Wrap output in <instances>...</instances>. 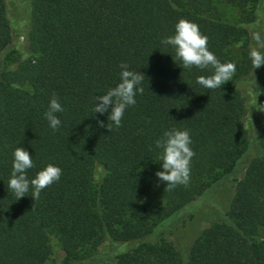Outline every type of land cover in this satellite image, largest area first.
I'll return each instance as SVG.
<instances>
[{
  "label": "trees",
  "instance_id": "16d2710c",
  "mask_svg": "<svg viewBox=\"0 0 264 264\" xmlns=\"http://www.w3.org/2000/svg\"><path fill=\"white\" fill-rule=\"evenodd\" d=\"M224 1L236 22L214 0H0V264H45L53 239L63 264H264V65L249 57L264 0ZM11 6L27 13L26 32ZM182 18L236 65L231 81L204 88L197 77L214 69H184L161 43ZM121 63L145 75L144 92L109 131L97 120L111 123V109L93 113V97L120 82ZM54 93L56 131L44 116ZM174 128L190 132L195 155L188 185L167 190L156 141ZM20 146L30 180L49 163L62 169L37 200L7 187Z\"/></svg>",
  "mask_w": 264,
  "mask_h": 264
},
{
  "label": "clouds",
  "instance_id": "9594fccd",
  "mask_svg": "<svg viewBox=\"0 0 264 264\" xmlns=\"http://www.w3.org/2000/svg\"><path fill=\"white\" fill-rule=\"evenodd\" d=\"M251 38L256 46L250 47L249 57L253 69H258L264 65V38L259 32H252ZM162 44L170 45L174 48L176 57L182 62L184 69L197 67L206 69L211 66L214 71L210 76H198L197 83L207 89H217L226 82L231 81L236 72V65L233 62L221 63L216 55L208 48V37L203 35L199 26L187 19H180L175 25V34L168 36L161 41ZM120 82L110 88L106 94L93 97V113L104 114L109 112L108 123L97 120L99 127H107L111 131L114 124L117 128L121 126V121L126 109L136 104L137 93L143 94L142 82L145 75L140 71L129 70L127 63H121ZM254 75V72H253ZM64 109L59 102V98L54 93L50 99L48 109L44 113L49 126L56 131L61 126V120L56 115ZM192 140L188 130L171 129L163 133V137L156 141V147L162 149L160 160L162 161V171H157L156 176L160 181L166 182L167 190L175 188L177 185L187 186L190 181V165L194 151L191 148ZM35 165L29 152L23 147L15 148L13 152V162L11 176L8 181V189L11 190L17 199L24 197L25 193L32 189V198L39 199L43 189L58 182L62 169L51 163L38 171L34 178H28L27 171Z\"/></svg>",
  "mask_w": 264,
  "mask_h": 264
},
{
  "label": "rangeland",
  "instance_id": "374dc122",
  "mask_svg": "<svg viewBox=\"0 0 264 264\" xmlns=\"http://www.w3.org/2000/svg\"><path fill=\"white\" fill-rule=\"evenodd\" d=\"M215 2V6H216V10L219 13V15L221 16V18L224 21L230 22V23H234L238 20V17L240 15L239 9L230 4L227 3L224 0H214ZM9 5H11V3H9ZM9 16L12 20V24L14 26V30L15 32H26V30L28 29V25H27V13L24 11H17L14 7L12 8L9 7ZM251 33L252 32H259L261 34V37L264 38V21L262 18H260V21H258L257 24H255L252 29L250 30ZM23 39L20 37L19 41H22ZM251 46H256L255 45V41L251 40V44L249 45ZM234 51L236 53V55L239 54L240 52V44H237L234 47ZM249 52H250V48H249ZM248 82L244 83L243 85L241 84V90L246 94L247 98L249 99V101L252 99V95H253V90H252V83H253V79H248ZM243 173V172H242ZM241 177V175H238L236 178L239 179ZM177 225L175 226L174 230L175 231H180L181 230V226L180 224L178 225V222L176 223ZM174 239L173 236H168L167 235V240H172ZM256 240L262 244H264V229H260L259 233L256 236ZM185 240L182 241V245L183 247L185 246ZM52 249H53V254L48 258V260L46 261L45 264H63V259H64V253L62 252L60 245L58 243V241L56 239L52 240ZM123 247H116L113 252L116 253L120 250H122ZM108 261H110L111 264H115V262H113L112 259H108Z\"/></svg>",
  "mask_w": 264,
  "mask_h": 264
}]
</instances>
